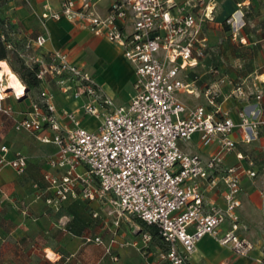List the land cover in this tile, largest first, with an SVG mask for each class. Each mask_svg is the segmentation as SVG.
Here are the masks:
<instances>
[{
  "label": "built area",
  "instance_id": "1",
  "mask_svg": "<svg viewBox=\"0 0 264 264\" xmlns=\"http://www.w3.org/2000/svg\"><path fill=\"white\" fill-rule=\"evenodd\" d=\"M216 2L111 0L103 15L92 0H61L57 10L44 4L41 20L64 18L121 48L134 72L133 91L123 104H115L92 74L68 53L41 51L49 39L46 32L28 38L21 47L0 35L7 51L24 59L27 66L36 67L39 84L55 85L74 104L58 110L53 92L39 89L29 108L17 117L5 99L9 93L17 98L26 89L23 85L22 94L7 89L8 81L0 76V113L12 122L14 130L56 146L45 157L48 168L42 173V185L33 184L36 197L43 198L54 212L70 199H82L97 203L114 226L126 216L153 226L162 244L157 258L167 264H190L197 242L207 234L236 254L247 255L253 247L236 233V210L241 204V175L253 177L255 171L224 165L223 160L235 149L231 133L236 127L244 142L253 140L259 128L264 139V113L258 106L262 89L256 81L247 86L241 80L232 84L228 94L231 82L226 76H216L202 90L187 79L207 51L204 28L215 21ZM242 16L238 9L223 21L237 31L244 24ZM259 83L264 85V80ZM178 91L202 95L204 102L188 105L179 100ZM250 95L257 107L249 112L240 109L238 123L222 111V101L228 97ZM194 134L203 146L217 143L209 158L180 148V142L189 141ZM236 156L243 158L240 153ZM26 161L25 153L0 144V171L10 166L21 174ZM218 181L223 185V206L205 196L206 185L213 187ZM91 215L99 217L97 210ZM226 220L230 227L220 234V225ZM151 239V233L143 230L140 240L129 244L143 250ZM85 241L103 243L98 235L86 236ZM112 243L106 246L108 253ZM111 259L117 260L116 255L111 254ZM257 261L264 264V253Z\"/></svg>",
  "mask_w": 264,
  "mask_h": 264
},
{
  "label": "crops",
  "instance_id": "2",
  "mask_svg": "<svg viewBox=\"0 0 264 264\" xmlns=\"http://www.w3.org/2000/svg\"><path fill=\"white\" fill-rule=\"evenodd\" d=\"M95 9L100 14H105L111 0H92ZM249 0H228L229 16L236 10L242 11V6ZM61 0H30L31 13L22 3V0H8V5L14 8V13L24 29L28 32L34 31V35L46 32L49 39L41 51L53 49L61 50L70 56L71 60L84 66L93 76L97 84L112 98L115 104L126 103L133 91L132 82L134 79L133 66L122 55L121 48L108 40L95 36L89 30L69 22L64 18L58 20L39 18L40 12L44 10V4L50 6L52 10H57ZM241 6V7H240ZM243 14V12H242ZM243 17V16H242ZM214 23L222 24V20ZM243 19V18H242ZM244 22V20H243ZM242 42H245L246 37ZM105 43L116 52V59L123 63V72L114 76L110 71L111 61L104 63V75L99 79V58L97 52L99 44ZM256 60H264V42L257 44ZM4 60L8 63L7 59ZM10 67V65H9ZM17 76V75H16ZM18 77V76H17ZM2 78L8 81L9 76L3 74ZM19 79V78H18ZM228 94L232 84L239 81L247 86L257 82L262 95L258 102L261 114L264 113V85L259 83L264 80V70L241 74L237 79H232L228 75ZM9 83V81H8ZM23 85V83L21 82ZM227 87L224 86L223 89ZM39 89H48L54 94L55 104L59 109L62 107L72 108L73 102L67 98L55 85L43 82L35 89L25 91L15 98L13 93H9L5 99V104L12 106L15 115L19 117L21 112L29 108L31 101L35 98ZM257 107V102L253 95L247 98L228 97L222 101V111L238 123V111L245 109L247 112ZM14 132H17L12 128ZM23 131H19L21 133ZM262 130L258 129V135L250 142L241 140V132L236 127L231 133L235 140V149L225 156L224 165H241L255 171L253 177L246 174L240 178V206L237 208L239 218V228L236 233L250 241L253 245L247 255L236 254L229 246L219 244L211 235H204L196 244V249L190 257V264H259L257 258L264 253V139L261 137ZM28 137L35 139V151L29 152L26 144L13 147L8 140H3L0 144H6L10 151L20 150L27 156L26 167L21 174H17L10 166H4L0 171V264H24L25 252L31 247L33 252L37 250L51 264L58 262L65 254L66 259L76 257L69 264H89L86 255V236L98 235L103 243L101 245L103 254L107 255L113 264H144L150 261L152 264H167L157 258V251L162 247L158 237H152L151 241L143 250H138L129 244L118 246L117 243L127 239V233L120 229L122 222H130L134 227V233L149 228L139 219L126 216L119 221L118 226H114L111 218L105 216L103 210L97 203L88 204L82 199H70L62 204L58 212L51 210L44 202L43 198L36 197L37 189L33 186L37 182L42 185V173L48 168L45 157L56 150L52 143L40 142L35 135L25 132ZM180 148L188 152H196L203 158H209L217 149V143L213 142L203 146L198 140V134H194L187 142H180ZM33 150V149H32ZM243 155L239 159L236 154ZM223 185L221 181L213 187L205 188V196L209 202L219 206L224 205L222 197ZM97 210L99 217H90V212ZM89 222H91L89 224ZM91 227L98 228V231H90ZM229 221L226 220L220 225L219 233H224L229 229ZM113 243L109 253L106 246L110 241ZM140 240V239H139ZM127 242V241H125ZM94 243V242H92ZM97 244V243H95ZM54 256H50L48 252ZM111 254H115L117 260L111 259ZM92 264H108L104 260L97 258Z\"/></svg>",
  "mask_w": 264,
  "mask_h": 264
},
{
  "label": "rangeland",
  "instance_id": "3",
  "mask_svg": "<svg viewBox=\"0 0 264 264\" xmlns=\"http://www.w3.org/2000/svg\"><path fill=\"white\" fill-rule=\"evenodd\" d=\"M8 0H0V35L3 34L8 38V41L13 43L15 47H21L28 38L34 36V31L28 32L24 29L22 23L19 22L15 16L14 8L7 3ZM241 1V0H236ZM30 0H22V3L32 13V7L29 4ZM241 7V6H240ZM244 24L239 30L232 29L229 25L224 26L219 23H207L204 28V35L208 41V48L205 56L193 73L198 75V81L195 86L200 90L206 83L211 82L213 78L218 75H223L228 78L237 79L241 74L257 70V72L264 70V60H256L257 44L264 42V0H249L246 5L242 6ZM228 14V0H217L214 17L216 20H221ZM246 37L245 42H242L240 37ZM98 56L102 60L98 61L99 79L104 75V63L111 61V68L113 75L116 76L123 72V63L116 59V51L107 44H99ZM9 65L19 74L25 73V61L16 53L7 51ZM109 60V61H107ZM27 67V66H26ZM216 69V72L213 70ZM180 101L195 105L203 103L202 95L195 97L193 94L178 91L176 93ZM12 122L0 113V142L8 140L13 147L27 146L29 152L35 151L33 144L35 139L28 137L25 132L18 133L12 130ZM33 149V150H32ZM91 222H89L90 224ZM130 222H122L120 229L127 233L125 241H139L140 233H134V227ZM90 231H98V228L91 227ZM101 244L89 242L85 244L87 248V256L89 264L96 261L97 258L104 260L108 264H113L107 255L103 254ZM24 264H51L45 257H43L37 250L33 252V248L29 247L25 252ZM54 255H51V257ZM76 257H70L68 260L65 254L53 264H69L70 261Z\"/></svg>",
  "mask_w": 264,
  "mask_h": 264
},
{
  "label": "trees",
  "instance_id": "4",
  "mask_svg": "<svg viewBox=\"0 0 264 264\" xmlns=\"http://www.w3.org/2000/svg\"><path fill=\"white\" fill-rule=\"evenodd\" d=\"M222 25L228 27V25H226L223 20H222ZM6 39H8V38L6 37ZM0 59H7L8 60L7 49L5 48L4 42L1 40H0ZM26 66H25V68H26L25 73H23L22 75L19 74L17 71H15L11 66L10 67L13 70V72L18 76L19 80L23 83L26 91H28V90L37 88L39 85V80L35 77L36 67L35 66H27L26 67ZM197 77H198V75L193 73V71H191V72H189L187 79L188 80H194V82H197L198 81ZM208 83H206V84H208ZM202 88H201V90H202ZM91 216L92 215L90 212V217ZM146 226L149 228V232L151 233L152 237H158L157 236V230L153 226H150V225H146Z\"/></svg>",
  "mask_w": 264,
  "mask_h": 264
},
{
  "label": "bare ground",
  "instance_id": "5",
  "mask_svg": "<svg viewBox=\"0 0 264 264\" xmlns=\"http://www.w3.org/2000/svg\"><path fill=\"white\" fill-rule=\"evenodd\" d=\"M3 74H7V76H9L8 78V87L7 89H16V91L19 94H22L23 92V85L21 84V81L18 79V77L16 76V74L13 72V70L11 69V67H9V65L7 64L6 61L4 60H0V76H3ZM48 254L51 256L53 255L50 251L48 252Z\"/></svg>",
  "mask_w": 264,
  "mask_h": 264
}]
</instances>
